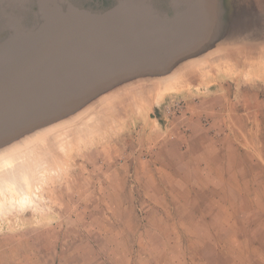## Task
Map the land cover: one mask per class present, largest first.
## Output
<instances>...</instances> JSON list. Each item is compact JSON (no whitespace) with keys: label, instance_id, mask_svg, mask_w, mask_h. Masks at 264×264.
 I'll return each instance as SVG.
<instances>
[{"label":"rangeland","instance_id":"1","mask_svg":"<svg viewBox=\"0 0 264 264\" xmlns=\"http://www.w3.org/2000/svg\"><path fill=\"white\" fill-rule=\"evenodd\" d=\"M224 5L229 16L241 19L245 34L183 70L182 89L165 93L158 104L154 85L121 90L93 111L102 121L45 151L50 164L59 162L58 173L46 178L35 211L0 217V264H193L195 254L215 258L212 250L189 248L184 228L198 223L193 213L219 211L220 227L264 228V0H224ZM170 100L181 101L174 115L163 111ZM191 106L203 117L226 118L238 136L230 133L228 143L253 147L254 154H245L246 161L257 163L246 173L253 178L251 194L245 186H226L214 208L208 187L154 182L153 174L160 176L156 167L181 159L176 134ZM203 123L190 128L199 133ZM93 133L99 137L91 139ZM196 137L192 150L198 149ZM241 210L252 215L247 223L237 216ZM204 222L197 225L217 224ZM244 235L230 230L223 240ZM225 253L241 257L236 249ZM251 255L264 258V249Z\"/></svg>","mask_w":264,"mask_h":264},{"label":"water","instance_id":"2","mask_svg":"<svg viewBox=\"0 0 264 264\" xmlns=\"http://www.w3.org/2000/svg\"><path fill=\"white\" fill-rule=\"evenodd\" d=\"M244 34L224 0H0V134L91 102L86 116Z\"/></svg>","mask_w":264,"mask_h":264},{"label":"crops","instance_id":"3","mask_svg":"<svg viewBox=\"0 0 264 264\" xmlns=\"http://www.w3.org/2000/svg\"><path fill=\"white\" fill-rule=\"evenodd\" d=\"M191 108L187 111L188 114L182 119L183 124L178 127L176 139L181 144L180 148V161L174 162L166 167H156L160 172L159 174H153L154 182L159 185H176V186H191L198 187L204 186L209 188V192L212 193L211 207L218 208L222 202L221 196L224 194V187H246L251 194L253 190L251 181L246 178L247 171L255 170L257 163L253 161H246L245 154L255 151L250 145H242L240 141H234L228 143L230 133L233 136L237 135L235 129L229 128L227 119L219 117L216 114L205 115L204 117L196 114L194 109ZM220 118V119H218ZM205 120V123L200 124L199 133L190 128V124L199 120ZM220 124V126L217 125ZM197 136V137H196ZM199 136V137H198ZM198 138L196 148L192 150L190 141L193 138ZM238 138V136H236ZM233 155V156H232ZM237 156L242 161L237 163L232 161V157ZM241 156V157H240ZM264 164V163H263ZM259 166V164H258ZM237 171V172H236ZM236 172V173H235ZM255 175V174H254ZM254 199V197L252 198ZM251 200V201H252ZM234 201H236L234 199ZM222 214V213H221ZM229 214V213H228ZM229 216V215H228ZM239 218H243V222L247 223L246 218L252 217L251 214H247L242 210L237 213ZM220 212H208L202 211L201 213H193V219L198 223L201 221L214 222L217 224L209 225H190L184 228V233L188 235L190 243V249L212 250L215 254V258L211 259L203 254L197 256V262L193 260V264H264V258H257L256 255H251V252L264 249V237H252L251 235L264 234V228L261 229L254 226H247L245 229L240 227L239 229H232L231 225L220 227L219 218ZM231 218V217H228ZM233 218V217H232ZM207 220V221H206ZM230 222V219H228ZM249 227V228H248ZM236 234L244 232L242 240L236 239L230 243H224V235L229 231ZM222 236V238H220ZM248 236V240H246ZM219 238L221 241H219ZM250 239V240H249ZM226 248L238 250L241 257L230 255L225 253ZM249 251L246 256V252Z\"/></svg>","mask_w":264,"mask_h":264},{"label":"bare ground","instance_id":"4","mask_svg":"<svg viewBox=\"0 0 264 264\" xmlns=\"http://www.w3.org/2000/svg\"><path fill=\"white\" fill-rule=\"evenodd\" d=\"M193 62L195 61L187 64ZM195 65L196 63L191 64ZM174 72L170 70L156 77L146 78L160 92L154 103H160L165 93L183 85L181 72ZM91 105V102L76 104L71 112L60 113L37 124L26 123L18 132L0 134V217L37 209L36 205L42 201L38 192L43 183L48 176L56 175L59 170V162L55 166L51 162V165L45 151L52 145H62L67 139L102 121L99 112L92 111L83 115ZM93 131L94 129L89 132ZM94 137H99V133H93L91 139Z\"/></svg>","mask_w":264,"mask_h":264},{"label":"built area","instance_id":"5","mask_svg":"<svg viewBox=\"0 0 264 264\" xmlns=\"http://www.w3.org/2000/svg\"><path fill=\"white\" fill-rule=\"evenodd\" d=\"M181 101L170 100L163 108L165 114L174 115L181 109Z\"/></svg>","mask_w":264,"mask_h":264}]
</instances>
